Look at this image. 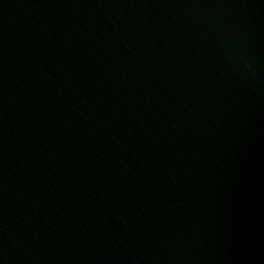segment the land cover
Listing matches in <instances>:
<instances>
[{
  "label": "water",
  "instance_id": "1",
  "mask_svg": "<svg viewBox=\"0 0 264 264\" xmlns=\"http://www.w3.org/2000/svg\"><path fill=\"white\" fill-rule=\"evenodd\" d=\"M0 264H264V0H0Z\"/></svg>",
  "mask_w": 264,
  "mask_h": 264
}]
</instances>
